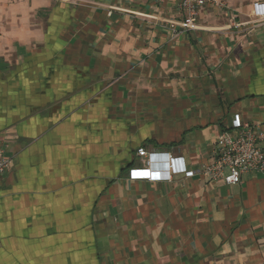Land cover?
<instances>
[{
    "label": "crops",
    "instance_id": "obj_1",
    "mask_svg": "<svg viewBox=\"0 0 264 264\" xmlns=\"http://www.w3.org/2000/svg\"><path fill=\"white\" fill-rule=\"evenodd\" d=\"M258 1L184 32L181 0H0V264H264V175L203 173L236 115L264 132Z\"/></svg>",
    "mask_w": 264,
    "mask_h": 264
},
{
    "label": "built area",
    "instance_id": "obj_2",
    "mask_svg": "<svg viewBox=\"0 0 264 264\" xmlns=\"http://www.w3.org/2000/svg\"><path fill=\"white\" fill-rule=\"evenodd\" d=\"M214 3V0H181L180 10L183 19L172 23V28L180 27L184 32L197 30L198 18L201 11ZM253 17L258 23L264 22V0H259L254 7ZM264 132L257 131L249 123H243L238 115L232 121L230 131H223L217 138L212 149V161L203 170L211 181H223L227 185H239L247 174L264 175ZM140 158L138 172L144 174L149 181L165 174L166 180L171 181L174 174L182 172L177 161L181 158L172 152L158 153L139 148ZM14 166L13 157L0 148V181ZM194 173H190V176Z\"/></svg>",
    "mask_w": 264,
    "mask_h": 264
}]
</instances>
